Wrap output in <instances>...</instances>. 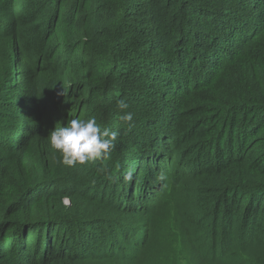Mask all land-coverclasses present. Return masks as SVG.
Returning a JSON list of instances; mask_svg holds the SVG:
<instances>
[{
	"label": "trees",
	"instance_id": "16d2710c",
	"mask_svg": "<svg viewBox=\"0 0 264 264\" xmlns=\"http://www.w3.org/2000/svg\"><path fill=\"white\" fill-rule=\"evenodd\" d=\"M251 1L252 11L247 10L242 0H34L30 10L25 12L20 8L24 7V0H0V9L8 14L7 20L0 17V44L8 42L13 50L22 54L23 69L12 70L17 78H21L22 88L28 83L33 84L31 92L35 106L26 122L33 125L31 135L22 136L16 146L7 144L3 138L8 135L9 126L12 125L7 115L12 114L8 112L11 106L7 101L8 88L1 85L3 73L0 70V105L4 106L0 107V255L4 257L0 259V264H71L87 260L85 257L93 258V255L123 257L126 252L131 255L132 264H142L144 258H155L158 264L163 259V248L166 249L164 245L173 247L174 244L167 243L172 238H167L168 241L164 243L162 237L163 225L170 227L159 217L161 207H165L162 196L165 195L167 182L166 179L161 182L156 175L151 177V164L155 155L140 158L138 162L143 161L147 167L140 165L137 171L145 175L144 180L149 177L146 186L155 197L144 194L139 197V202H135L132 194L139 183L135 181L134 187L124 185L122 193L128 187L127 194L120 195V189L112 192L110 196L116 203H107L117 213H134V208L154 210L149 218L148 232L142 235V227H135L128 220L116 219L111 221L113 229L109 228L106 233L92 227L89 236L94 239L87 243L88 252L71 249L77 242L75 238L65 244L66 247L70 246L69 251L63 249L57 232H74L84 220L81 212L74 207L67 209L63 199H69L73 205L79 201L96 202L94 205H98V201L94 196L79 190L68 191L71 184L76 183L75 178L83 174L81 166L77 164L68 167L60 163V155L51 148L48 135L55 129V119L63 120L64 126H67L70 115L66 114V108L71 109L74 119L86 121L94 118L102 130L107 128L116 132L114 149L117 153L112 155L119 156L130 129L133 127L134 131L142 125V121L155 116L153 113L147 116L148 107L142 109L146 106L148 96L153 93L158 98V94H161L158 89L173 92L172 88L176 85L173 76L183 72L187 66L201 67L202 74H206L205 68L209 66L212 71L207 72L205 82L187 90L178 101L180 105H188L193 99L205 96L201 97L198 104L187 106L189 112L182 117H188L187 120L177 122V128L188 129L183 138L188 134L196 137L199 131L194 134V130L214 123L221 116H224V122L229 118L240 117L238 121H245L251 117L264 124V6L260 7L262 0ZM49 3L55 4L56 11L46 20L47 30L39 42L41 35L38 31L43 27L40 19L45 18L41 12ZM237 8L240 9L238 12ZM247 15H253L245 24L248 32L243 33V37L238 40L231 30L238 25L243 28V17ZM26 23L35 28L26 31ZM7 28L14 32V40L11 39L9 29L6 31ZM29 39L32 43L29 41L24 44ZM43 52L50 54L45 63L55 65L58 62V67L68 66L64 70L56 67L54 72L44 68L36 60L41 58ZM75 67L79 69L75 71ZM51 81L56 85L50 97L44 100L45 104L38 85L40 82L47 84ZM63 92L68 93V96ZM121 100L129 105L127 109L118 108ZM18 112L15 109L14 114ZM128 112L132 113L130 122L122 119ZM205 112V115L200 116V113ZM22 123L20 121L10 128L13 133ZM239 130L244 133L241 128ZM236 132L235 128L228 136L220 133L214 137V165L210 166L212 169H205L212 171L211 187L219 199L220 195L223 196L221 205H225L230 212L233 211V205L237 204V195L227 198L224 184L218 187L219 180L223 178L225 183H235V180L245 175L261 179L264 177L262 164L252 167V170L245 167L242 161L234 159L233 139ZM133 136H136V132H133ZM179 140L172 144L167 142L163 149L156 148L161 153L159 156H168L161 161L166 166L165 176L170 175ZM145 151L141 150L139 154ZM106 161L110 163V160ZM95 163L90 162L91 165ZM57 172H62L63 178H55ZM85 185L87 190L95 188L90 181L85 182ZM235 186L242 191L241 201H249V216L244 217L238 234L225 230L229 239H214L209 249H206L207 244L199 242L196 230L198 225L193 232L184 229L186 242L192 244L195 263L201 260L211 264L254 263L247 253L261 246L264 241V233H259L253 242V232L263 225L259 210L264 197L259 196L264 186ZM151 199L157 200V204ZM229 202L232 203L231 208L227 207ZM177 203L178 200L173 202L172 207H178ZM58 207L61 213L54 214ZM187 212L191 215V212ZM97 220L99 224L104 221L106 226L110 223L100 217ZM230 225H233L232 221ZM58 227L64 228L60 230ZM49 230L53 234L48 233ZM46 233L52 241L45 240ZM10 234L14 236L13 240L18 239L21 253L24 252L25 256L17 255L19 251L15 253V250L8 256L6 250L9 249ZM258 237L261 240H257ZM133 239L140 246L135 253ZM16 246L15 243L13 249ZM179 246L182 251L188 247L183 245V236ZM84 247L81 245L76 248ZM99 248H104V252L97 253ZM111 251L112 254H109ZM182 255H186L185 252ZM231 257L236 260L229 262ZM262 257L259 261L264 262Z\"/></svg>",
	"mask_w": 264,
	"mask_h": 264
},
{
	"label": "rangeland",
	"instance_id": "374dc122",
	"mask_svg": "<svg viewBox=\"0 0 264 264\" xmlns=\"http://www.w3.org/2000/svg\"><path fill=\"white\" fill-rule=\"evenodd\" d=\"M33 1L34 0H24V7H20L22 11L28 12V9L29 7H31V3H33ZM242 2L246 3L248 11L253 10L251 0H242ZM262 6H264V0H262L260 3V7ZM239 10L240 9L237 8L236 12H238ZM55 11V4L52 3H49L47 7L42 10L41 13L43 14V18L44 16L45 18L44 20L40 19V21H43V27H41L38 31V34L41 35V38L38 39L39 42L43 38L44 31L47 30L48 23H46V20H48L51 17V14H53ZM252 16L253 15H247L246 17H243V28H241V25H238L233 27V29L231 30V32H235L234 34H236L238 40L243 37V33L246 34L248 32V28H246L245 24L246 22H249L251 20ZM0 17L7 20V11L3 13L0 9ZM24 28L26 31H28L29 28L35 27H31L29 23H26L24 25ZM8 29L9 33L12 34L11 39L14 40V32L11 31L10 28H7L6 31ZM30 39L25 41L24 44L32 40ZM228 42L229 41L227 40L226 43ZM30 46H32V44ZM21 55L22 54L18 51L16 52L15 50H13L9 46L8 42L0 44V70L3 73V80L1 82V85L3 88H8L9 95L7 101L9 102V105H11L9 107L10 111L8 112L12 114L7 115L10 116L9 122L12 125L9 126V133L3 138V140L7 144L14 146L20 143L22 136L24 137L25 135H31L33 125L26 122L30 119V115L32 114L35 108L34 103L32 101L34 96L31 92V90L34 88L33 84L27 82L28 84H26L25 87L22 88L21 78H17V76L14 74V70H12V68H16L17 70L23 69L24 66L23 60L21 59ZM48 55L50 54H46L45 52H43L40 59L36 58V60L40 62L44 68L51 69L52 72H54L56 71V67L64 70L65 66H68L60 65L58 67V62L55 65H49L48 63H45L46 59L48 58ZM65 58L66 55L64 54L63 59ZM78 69L79 67L74 68L75 71H77ZM205 71L206 74L207 72H211V66L205 68ZM206 74H202L201 67L195 66H187L183 69V72L175 73V76H173L172 73L171 76L174 77L173 80L174 82H176V85H174L172 88L173 92H163V89H158V91L161 93L158 94L160 95L158 98H156L155 96L157 95L154 96L153 93L148 96V99H146L147 102L145 103L146 106L142 109L144 110V108L148 107L146 109V112H149L147 116L151 113L155 114V116L149 117L146 121H142V125L134 129V131L133 127L130 129V133L125 138L124 147L121 149L122 152L119 156L112 155V153H117V150L113 148L110 152L108 159H106L110 160V163H108L106 160V162L102 160H97L95 161L96 163L93 165H91L90 162L83 165L78 164V166H81L80 168L83 174L75 178L76 183L71 184V187L68 188V191L72 192L75 190H79L82 193H86L88 196H94L95 199L98 201V205H94L96 202L91 201L90 203H83L79 201L74 203L73 205L71 204L69 199H63V204L68 207L67 209H69V207H74V209L81 212V215L84 217V220L81 221V224L78 225L79 227L73 230L74 232L76 231L75 233L57 232V234H59L60 243L62 244L61 246L64 250H70V246L68 245L66 247L65 244L67 243V241H72V239L75 238V241L77 240V242L71 246V249L73 251L88 252L89 247L87 246L89 245L87 243L88 241L94 239V237L89 236V234H92V227L99 229L100 232L106 233L109 228L113 229L114 225L111 221L116 219L128 220L131 221L135 225V227H142V235L148 232L150 227L149 218L152 216L154 210H148L146 208H134V213H130L128 211L117 213L113 209H110L112 208L111 204H107L109 202L116 203L115 199L110 196L112 192L120 189V195L127 194V189L129 191L128 187H134L135 181L139 182L136 189L134 190V194H132L133 200L135 202H139V197L144 194H148L151 197H155L149 192L146 186L149 177L144 180L145 175L140 172L137 173L140 165L147 167L146 163H144L143 161L138 162V160H140V158L144 157L145 155H155L156 157L152 160L153 164H151V177H153V175H156L161 182H163L165 179V183L167 182L165 195L163 194L162 196L165 202V207H161L162 211L159 212V217L161 218V220H163L164 223L170 224V227L168 226L167 228L163 225L162 228V237L164 239V243L168 241L166 240L167 238H172L167 243L174 245L173 247L170 245H164L166 249L163 248V259L159 261L158 264L212 263L207 260H201L200 262L195 263L194 251H192L191 248L192 244H189L190 242H186V236H184V229L193 232L195 226L198 225L199 228L196 230L199 236V242L207 244L206 249L210 248L211 243L214 239H216L217 241H220L223 238L229 239V237L226 235V233L228 232L225 230H232L235 234L239 233L240 226L243 223L244 217L249 216V212L251 211V209H249V201H241L242 191H239L240 188L235 185L240 184L242 185L241 188L247 185H255L256 187L264 186V177L261 179L245 175L243 178L235 180V183H229L228 181L225 183V181H222L223 178L219 180L218 187H221V184H224L223 188L227 190V198H230L233 194L237 195V204L233 205V211L230 212L227 210L225 205H221L223 196L220 195L221 198L219 199L217 194L214 192L215 189L211 187V180L213 178L210 177L213 176L212 171L208 172L205 169H212L210 166L214 165L212 163L216 154V150L213 147V145L215 144L214 137L218 136L220 133H224L226 136H228L231 132H233L235 128L237 129V132L234 135L233 139L234 159L242 161V164L248 169L253 170L252 167L258 164H262V166L264 167V124L259 123V119L253 120L251 117L247 118L245 121H238L240 117L229 118L224 122V116H221L217 120H215L214 123L206 124V127L203 126V128L205 129L209 127V125H211L210 128H207V130H204L203 128L194 130V134L199 131L196 137H192L188 134L185 138H183L185 133L188 132V129H182V127L177 128L176 124L179 120L188 119V117L182 118L184 114H187L189 112L187 106H191L192 104H198V102L201 100V97L204 95L193 99L188 105H180L178 101L187 90L189 91L196 85L205 82ZM42 80L46 81V78H43ZM54 85H56L54 81H51L47 84H44L42 82L39 83L38 89L40 92V96L43 99V103L46 104L44 100L48 99V97H50V94L54 91ZM60 86L62 87L61 83ZM164 87L166 88V86H163V88ZM36 88L37 87H35V89ZM69 89L71 92L72 87L70 86ZM63 94L68 96V93L66 92H63ZM70 94L71 93H69V95ZM20 95L21 97H19ZM24 95H27V97L23 98ZM59 100H56L55 102H59ZM0 107L2 108L4 106L0 105ZM15 109L19 110L17 115L14 114ZM57 109H59L58 105ZM209 112L212 113L210 109ZM66 114L70 115L69 120L75 118L74 113H72L71 109L66 108ZM205 114L206 112L200 113V116ZM13 115L15 116L13 117ZM213 118L214 116L212 117V120ZM20 121H23L21 127L16 130V133H13L14 131L11 130L12 127ZM54 122L55 128L64 126L63 120L55 119ZM258 123L259 125L257 126ZM183 124H185V121H183ZM239 128H241L244 133H241ZM133 132H136V136H133ZM177 139H180L181 141L179 140L180 145L176 146V157L174 158V164L171 168V172L168 177V174H166V176L164 175V172L166 171V166L164 163H161V161H164L166 158H168V156H166L165 154L163 156H159L161 153H159L156 148L163 149L167 142H170L172 144L175 143V140ZM226 141H223V143L226 144ZM141 150L146 151L144 154H139ZM169 154L172 155V152H170ZM100 169H104V171H100ZM120 176H122L123 178H121ZM55 178H63V173L57 172ZM87 181H90L92 184H94L95 188L93 187V189L87 190L85 185V182ZM107 182L109 184H107ZM55 183L57 184V186H59L58 181H56ZM125 184L128 187H125L127 189L124 188L125 191L124 193H122ZM232 185L236 188L231 187ZM79 187L80 189H78ZM83 189L87 190V192ZM230 189H233V191L230 192ZM201 193L204 195H202ZM263 197L264 191L261 193L259 198ZM205 198L207 199L206 201H204ZM176 200H178V207H172L173 202H176ZM151 201L155 205L157 204V200L153 201L151 199ZM101 203H103V205ZM231 205V202L227 203V207L231 208ZM104 206H107L109 208H106ZM260 207L261 208L259 210V213L262 217L263 225L257 228L255 232H253V242L255 240V236H257L259 233H264V200H262ZM241 209H243V211ZM187 211L191 212V215H189ZM60 213L61 209L60 207H58L54 214ZM99 217L106 219L110 223L106 226V223L104 221H100L99 224V221L97 220V218ZM231 221L233 223L232 226L230 225ZM63 228L64 227H58L57 229L63 230ZM34 233L35 231L32 233V236H34ZM48 233L53 234V231L49 230ZM48 233L45 234V240L52 241V239L49 238ZM85 233H87L88 235ZM170 234L174 236V238L171 237ZM182 236L183 245L186 244L188 246L187 248H184L183 251L180 249L179 246V242ZM10 237L11 241L9 242V249L6 250L8 256L12 255L14 250L15 253L19 251L17 255L20 254L21 256H25L24 252H22L23 254L21 253L19 246L20 243L18 242V239L13 240L14 236L12 234H10ZM62 239L63 243L61 242ZM54 240H56V237L54 238ZM133 240L135 246V251H133V253H135L138 251V248L140 246L139 242L135 243V239ZM257 240H261V238L258 237ZM15 243L17 244V246L15 249H13L15 247ZM81 245L85 246L84 249L76 248L77 246ZM189 248L191 249V251L189 250ZM103 249L104 248H99L97 250V253H103ZM187 250H189L190 253ZM183 252H185L186 255L183 256ZM109 254H112V251ZM247 256L250 259L254 260L253 264H264L263 261H259L262 260V256H264V241L261 246L258 245L251 252L247 253ZM3 258V255H0V259ZM84 259L87 260H82L81 262L77 261L71 264L133 263L131 255H129L128 252H126L123 257L117 258H110L108 256L98 257L93 255V258L85 257ZM149 259L145 260L144 258L142 264H157V260L155 258ZM235 260L236 259L234 257H231L229 262Z\"/></svg>",
	"mask_w": 264,
	"mask_h": 264
},
{
	"label": "clouds",
	"instance_id": "9594fccd",
	"mask_svg": "<svg viewBox=\"0 0 264 264\" xmlns=\"http://www.w3.org/2000/svg\"><path fill=\"white\" fill-rule=\"evenodd\" d=\"M129 105L121 100L118 108L127 109ZM122 119L132 120V113H126ZM117 133L101 129L94 118L88 120L71 119L67 126L56 127L48 135L51 148L60 155V163L73 167L88 162L108 159L115 147ZM104 171V169H100Z\"/></svg>",
	"mask_w": 264,
	"mask_h": 264
},
{
	"label": "bare ground",
	"instance_id": "6f19581e",
	"mask_svg": "<svg viewBox=\"0 0 264 264\" xmlns=\"http://www.w3.org/2000/svg\"><path fill=\"white\" fill-rule=\"evenodd\" d=\"M165 147V146H164ZM161 149V148H160Z\"/></svg>",
	"mask_w": 264,
	"mask_h": 264
}]
</instances>
